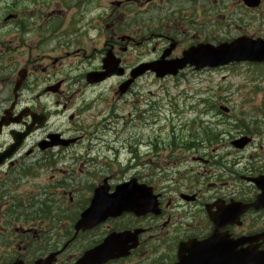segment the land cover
Listing matches in <instances>:
<instances>
[{"label": "flooded vegetation", "instance_id": "af4514ba", "mask_svg": "<svg viewBox=\"0 0 264 264\" xmlns=\"http://www.w3.org/2000/svg\"><path fill=\"white\" fill-rule=\"evenodd\" d=\"M220 2L232 39H264V0H0V264H237L264 253V127L240 133L241 147L155 141L148 161L140 138L122 135L140 129V111L134 126L130 113L122 126L82 120L84 95L137 66L231 41L189 35ZM107 64L117 74L89 84ZM137 80L111 92L128 97Z\"/></svg>", "mask_w": 264, "mask_h": 264}, {"label": "rangeland", "instance_id": "374dc122", "mask_svg": "<svg viewBox=\"0 0 264 264\" xmlns=\"http://www.w3.org/2000/svg\"><path fill=\"white\" fill-rule=\"evenodd\" d=\"M219 6L220 11L204 22L207 28L203 32L197 35V32L191 29L189 35H194L198 40L232 39L235 35L234 22L226 17L229 13L226 9L229 6L226 2H220ZM62 40L55 39L52 45L63 44ZM87 43L95 45L90 41ZM182 76L178 79L157 80L153 75H147L135 85L134 94L122 98L120 102H114L111 93L115 84H107L101 88L100 93L95 91L83 96L88 106L84 109L86 111L82 120L87 125L100 124L110 114L126 118L130 113L127 126H134L139 108L140 129H128L122 135L127 141L128 137H132L130 142L135 141L136 136L139 137L141 153L146 152L149 155L147 160L152 158V151L144 144L153 141L154 137L158 147L161 143L170 141H206L201 133L199 121L211 125L212 132L221 133L219 137H215V143H228L239 137L241 130L236 131L234 128L237 124L249 133L263 130L264 65L239 64L212 71H185ZM221 107L227 108L229 112L223 114ZM155 120L157 121L154 122ZM193 120L198 122L193 123ZM123 121L119 118L117 125L122 126ZM53 122L54 127L67 125V121L62 117H55ZM191 127H194L193 134L197 135V140L191 139ZM214 133L216 136L217 133ZM258 140L254 137V141ZM113 147L117 148V145ZM193 166L200 168L197 164ZM170 168L173 169L171 166Z\"/></svg>", "mask_w": 264, "mask_h": 264}, {"label": "water", "instance_id": "95a60500", "mask_svg": "<svg viewBox=\"0 0 264 264\" xmlns=\"http://www.w3.org/2000/svg\"><path fill=\"white\" fill-rule=\"evenodd\" d=\"M246 61L264 62V41L252 43L234 42L218 48L200 45L185 51L181 60L164 66H153L151 70L156 73L157 77H164L167 74L176 75L178 70L183 69L186 65L194 67L195 70H200L203 68L221 67L232 62ZM145 70H147L145 67L139 68L135 71L133 77L141 75ZM90 77L94 78L95 75L92 74ZM242 264H250V261L243 259ZM253 264H264V255L260 257L258 262Z\"/></svg>", "mask_w": 264, "mask_h": 264}]
</instances>
